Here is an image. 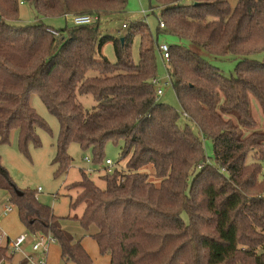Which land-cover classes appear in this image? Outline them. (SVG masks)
<instances>
[{"label": "trees", "instance_id": "obj_1", "mask_svg": "<svg viewBox=\"0 0 264 264\" xmlns=\"http://www.w3.org/2000/svg\"><path fill=\"white\" fill-rule=\"evenodd\" d=\"M128 1L0 0V143L15 133L23 152L40 144L36 128L48 127L31 106L33 95L59 123L55 178L71 166V143L95 163L107 142L122 143L125 170L102 173L103 188L83 170L67 185L76 190L69 207L82 210L65 218L96 226L92 237L109 264H264V128L252 114L254 100L264 117V61L243 58L225 75L189 47L213 56L264 52V0H152L151 13L159 9L155 33L145 16L119 37L102 35V20L125 13ZM21 2L39 17L95 21L20 26ZM159 35L175 41L165 71L182 112L160 102L151 83ZM106 42L115 61L96 57ZM79 95H90L95 106L85 109ZM181 116L199 135L179 125ZM203 139L211 141L215 166ZM0 190L27 231L53 238L64 264H94L62 218L33 192L17 189L1 164ZM12 257L8 242L0 246V264Z\"/></svg>", "mask_w": 264, "mask_h": 264}, {"label": "rangeland", "instance_id": "obj_2", "mask_svg": "<svg viewBox=\"0 0 264 264\" xmlns=\"http://www.w3.org/2000/svg\"><path fill=\"white\" fill-rule=\"evenodd\" d=\"M151 5H153L152 0H129L125 13L111 18H104L102 20L100 27L101 34L119 37L125 34L129 27H133L139 21H142L145 16L147 26L153 33H155L158 26L156 16L159 14V9L155 8L153 13H151ZM17 24L20 26L44 24L55 29H59L64 27L66 24L71 25L72 23L70 18L67 17H39L29 4L21 2L19 4V21ZM123 24H125L126 27H123ZM162 42L168 45L175 43L173 39L167 36L159 35L158 43ZM189 47L199 53L208 62L219 68V70L225 75L233 74L237 63L243 58L259 62L264 61V52H258L244 57L236 55L213 56L196 47L190 45ZM138 49V41L135 39L132 43V58L135 61L138 59ZM100 56H105L108 60L115 61L113 46L110 42L103 44L100 52L96 55L97 58ZM157 77L162 81L167 80L165 62L160 58V56H157ZM158 100L174 107L179 112H182L174 90L170 85L166 86L162 95L158 97ZM77 101L88 110L92 109L96 104L90 95H79L77 96ZM30 102L31 106L44 120L48 128H36L40 144L37 146L29 144L26 152L21 151L18 146L15 133H13L9 143H0V164L5 168L17 189L29 190L33 192L37 200L42 204L49 206L55 216L74 217L75 214L79 215L82 210V205L75 209V211L69 207L70 201L73 197H75L76 190L68 189L67 185L71 182L79 180L80 172L83 170L94 180L97 186L103 188L104 181L101 180L99 176L103 173L101 166L104 164L106 159L111 160V168L125 170L126 158L122 159L120 157L122 143L120 142L118 144H114L112 142H107L104 146L102 163H95L92 161V157L88 151H83L77 143H71L67 148V152L72 159L71 166L66 173L55 178L53 176L54 166L51 164V160L56 151L59 123L57 118L47 110L44 103L38 96L33 95ZM252 114L255 119H257L258 124L264 128V117L254 100L252 102ZM178 123L180 126L187 124L193 133L199 135L196 126L190 123L184 116L180 117ZM203 146L207 162L215 166L211 141L203 139ZM189 180L190 183L192 177H190ZM38 188H40V190H38ZM6 195L5 191L0 190V201H6ZM183 218L187 221L185 214H183ZM0 219V234L4 233L5 236H9L13 240L20 233H25L27 236L26 243L28 245H25V243L23 248L25 252H30V245L33 243L32 235L34 234L27 231L25 225L20 221L17 208L9 214L7 220H4L5 216ZM5 221L8 222L5 224ZM81 229L87 233L89 231V229L86 230L83 227ZM5 236L0 238V246L7 244ZM80 237H82V240L86 239V243L89 242L92 246V250L95 253L90 255L92 256L94 264H109L108 257L99 253L98 248L96 247V242L91 234H82ZM88 251H90L89 247ZM259 252H264V244L259 248ZM21 259V255L19 253H15L13 254L11 261L6 264H17ZM60 264H64V262L61 261Z\"/></svg>", "mask_w": 264, "mask_h": 264}, {"label": "built area", "instance_id": "obj_3", "mask_svg": "<svg viewBox=\"0 0 264 264\" xmlns=\"http://www.w3.org/2000/svg\"><path fill=\"white\" fill-rule=\"evenodd\" d=\"M67 18H70V21L73 25L90 24L95 21V18L90 15L67 16ZM159 25L161 27L163 26L162 23H160ZM157 51L160 58L165 62L166 65L169 59V45L163 42L159 43ZM151 83L152 85H154L156 89L157 97L162 95L166 86L169 85L168 79L166 81H162L157 76L152 79ZM111 165H112L111 160L106 159L104 161V164L101 166L102 172L109 173L111 171ZM38 190H40V188H38ZM15 208H16L15 205L9 203L8 201L6 203H0V218L11 213ZM36 235L37 238L32 244V251L33 253L34 252L39 253V255L27 254L24 255V259L26 260L27 264H48L46 259L48 244L54 242V240L50 235H44L40 233ZM25 240H26V234H21L13 240L12 239L8 240L9 252L12 254L23 253L22 244L25 242Z\"/></svg>", "mask_w": 264, "mask_h": 264}, {"label": "crops", "instance_id": "obj_4", "mask_svg": "<svg viewBox=\"0 0 264 264\" xmlns=\"http://www.w3.org/2000/svg\"><path fill=\"white\" fill-rule=\"evenodd\" d=\"M6 196L7 197L5 199L8 198V195H6ZM5 202H7V200L6 201L5 200L4 201H0V203H5ZM9 214L5 215V219L4 220H7V218L9 217ZM58 217H61L62 218L60 220V222H59L60 225H61V227L64 230H66L67 232L75 235L76 237H79L81 239V244H82L83 248L86 250V252L89 255L90 254L91 255L94 254L95 252L92 250V246L90 245V243L89 242L86 243V239L85 240H82V237H80V235H82V234H87V235L89 234L90 235L91 234V236H92L97 231L96 226L90 225L88 228H86V230L89 229V231L87 233L86 231H84L83 229H81L82 227H81V225L79 224L78 221L72 220L70 218L67 219V218H65L66 216L65 217L64 216H58ZM7 222L8 221H5L4 223L6 224ZM0 224H1V219H0ZM3 226H4V224H3ZM19 233H20V231H19ZM21 234H25V233H20L19 235H21ZM19 235H17V236H19ZM77 235H79V236H77ZM3 236H5V234L4 233L3 234L1 233L0 234V238H2ZM5 237H6V240H7L6 242H8V240H11L12 239L9 236H5ZM32 237H33L32 242H34L36 240V238H37V235L34 234V235H32ZM25 243H26V240L22 244V251H23V253H19L21 255L22 259L24 258V255H27V254H36V255L38 254L39 255V253H35V252L33 253V251H32V244L33 243L30 245V252H25L24 251V248H23V245ZM25 245H28V244L26 243ZM88 247H89L90 251H88ZM96 247H97V244H96ZM91 255H90V257L92 258ZM105 256H107V255H105ZM107 257H108V261H109V256H107ZM46 259H47L48 264H60L61 263L62 260H61V256H60V248H59V246H58V244L56 242H51V243L48 244V251H47Z\"/></svg>", "mask_w": 264, "mask_h": 264}]
</instances>
